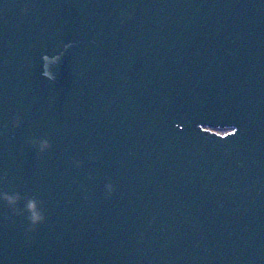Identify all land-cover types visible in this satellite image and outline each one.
I'll use <instances>...</instances> for the list:
<instances>
[{
	"label": "water",
	"instance_id": "obj_1",
	"mask_svg": "<svg viewBox=\"0 0 264 264\" xmlns=\"http://www.w3.org/2000/svg\"><path fill=\"white\" fill-rule=\"evenodd\" d=\"M0 264H264V0H0Z\"/></svg>",
	"mask_w": 264,
	"mask_h": 264
},
{
	"label": "clouds",
	"instance_id": "obj_2",
	"mask_svg": "<svg viewBox=\"0 0 264 264\" xmlns=\"http://www.w3.org/2000/svg\"><path fill=\"white\" fill-rule=\"evenodd\" d=\"M109 187H111V186H109Z\"/></svg>",
	"mask_w": 264,
	"mask_h": 264
}]
</instances>
